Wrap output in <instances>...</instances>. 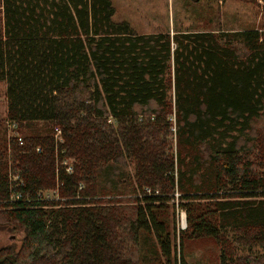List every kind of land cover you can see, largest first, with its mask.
I'll return each instance as SVG.
<instances>
[{"label":"trees","instance_id":"obj_1","mask_svg":"<svg viewBox=\"0 0 264 264\" xmlns=\"http://www.w3.org/2000/svg\"><path fill=\"white\" fill-rule=\"evenodd\" d=\"M114 14L0 0V225L20 235L0 264H190L173 192L180 250L209 238L218 264H264V27L137 33Z\"/></svg>","mask_w":264,"mask_h":264},{"label":"rangeland","instance_id":"obj_2","mask_svg":"<svg viewBox=\"0 0 264 264\" xmlns=\"http://www.w3.org/2000/svg\"><path fill=\"white\" fill-rule=\"evenodd\" d=\"M115 7V21H127L137 33H152L178 30L216 31L223 29H244L264 27L263 0H111ZM258 3V5H257ZM6 115L5 84L0 82V117ZM170 119H173L170 117ZM173 128V127H172ZM174 129V128H173ZM19 134V131H18ZM9 135H12L9 132ZM20 135V134H19ZM9 137V136H8ZM73 160V159H72ZM68 159L67 162H71ZM66 166V165H65ZM14 180L15 177L11 176ZM50 199H59L56 189L45 190ZM54 193V194H53ZM63 200V199H62ZM174 205L177 258L190 264H218L219 247L209 238L187 240L180 250L178 232L181 227L182 207H178V193L173 192L170 204ZM180 220V221H179ZM179 228V229H178ZM20 235L9 226L0 225V247L17 246Z\"/></svg>","mask_w":264,"mask_h":264},{"label":"built area","instance_id":"obj_3","mask_svg":"<svg viewBox=\"0 0 264 264\" xmlns=\"http://www.w3.org/2000/svg\"><path fill=\"white\" fill-rule=\"evenodd\" d=\"M6 126L8 128V133L9 132L12 133V135H9V136L16 137L18 145H22L23 144V139L18 134V125H17V123L8 121V122H6ZM60 134H61V130L59 129V127H57V126L54 127V136H55V139L56 140H61ZM36 149L39 150V148H36ZM68 159H71V158H64V159H61L58 162H59L60 165H62V166L65 167V171L66 172L70 173L72 171V169H73V167H72V161L73 160L71 159L72 161L68 163L67 162ZM14 177H15V179L18 178L17 175H15ZM145 190H146V192L148 194H150V189L146 188ZM47 192L48 191H45V190L44 191H40L37 194L36 199L37 200H43V199H46L47 200V199H50V195ZM23 198H24V195H23V193L21 191L16 190L15 188L10 187L9 197L7 199L9 202H15V201L20 200V199H23ZM24 199L28 200L27 198H24ZM185 220H186V214H185V211L182 210V219H181V227L182 228L185 227L184 226L185 225Z\"/></svg>","mask_w":264,"mask_h":264}]
</instances>
